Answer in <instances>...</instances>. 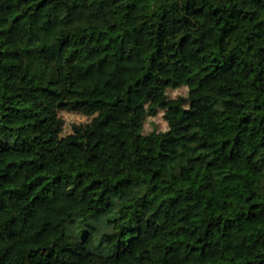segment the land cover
Here are the masks:
<instances>
[{
    "label": "trees",
    "instance_id": "obj_1",
    "mask_svg": "<svg viewBox=\"0 0 264 264\" xmlns=\"http://www.w3.org/2000/svg\"><path fill=\"white\" fill-rule=\"evenodd\" d=\"M0 264H264V0H0Z\"/></svg>",
    "mask_w": 264,
    "mask_h": 264
},
{
    "label": "rangeland",
    "instance_id": "obj_2",
    "mask_svg": "<svg viewBox=\"0 0 264 264\" xmlns=\"http://www.w3.org/2000/svg\"><path fill=\"white\" fill-rule=\"evenodd\" d=\"M187 94L188 88L185 86L178 89H169V95L171 97H178L181 95L186 96ZM60 114L64 118L65 122L63 129L64 135L72 132L74 124L84 123L90 120V117L80 112L62 110ZM167 127L168 125L164 118V112L160 111L157 116L151 117L147 120L144 131L150 132L153 129L164 130ZM122 138L124 141L120 140ZM121 147L127 150H133L134 144L125 132L119 130L116 137L110 139L105 146L100 147L96 151V161L104 162L108 153L116 152Z\"/></svg>",
    "mask_w": 264,
    "mask_h": 264
}]
</instances>
